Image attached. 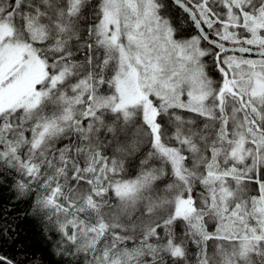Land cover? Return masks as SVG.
Returning a JSON list of instances; mask_svg holds the SVG:
<instances>
[{"label":"snow or ice","instance_id":"1","mask_svg":"<svg viewBox=\"0 0 264 264\" xmlns=\"http://www.w3.org/2000/svg\"><path fill=\"white\" fill-rule=\"evenodd\" d=\"M9 179L78 264H264V0H0Z\"/></svg>","mask_w":264,"mask_h":264},{"label":"trees","instance_id":"2","mask_svg":"<svg viewBox=\"0 0 264 264\" xmlns=\"http://www.w3.org/2000/svg\"><path fill=\"white\" fill-rule=\"evenodd\" d=\"M56 240L57 235L33 212L32 201L17 200L10 179L0 183V252L29 264H78L56 254Z\"/></svg>","mask_w":264,"mask_h":264},{"label":"bare ground","instance_id":"3","mask_svg":"<svg viewBox=\"0 0 264 264\" xmlns=\"http://www.w3.org/2000/svg\"><path fill=\"white\" fill-rule=\"evenodd\" d=\"M0 255H4V254H2L1 252H0ZM4 256H6V255H4ZM8 257V256H7Z\"/></svg>","mask_w":264,"mask_h":264}]
</instances>
